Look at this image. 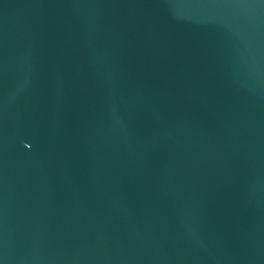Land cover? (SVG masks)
I'll return each instance as SVG.
<instances>
[{
    "label": "water",
    "instance_id": "water-1",
    "mask_svg": "<svg viewBox=\"0 0 264 264\" xmlns=\"http://www.w3.org/2000/svg\"><path fill=\"white\" fill-rule=\"evenodd\" d=\"M0 264H264V0H0Z\"/></svg>",
    "mask_w": 264,
    "mask_h": 264
}]
</instances>
